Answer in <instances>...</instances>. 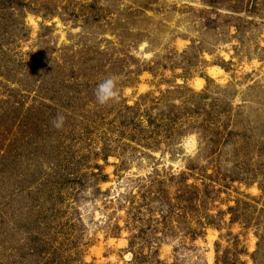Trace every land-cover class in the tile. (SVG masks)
Returning a JSON list of instances; mask_svg holds the SVG:
<instances>
[{
  "label": "rangeland",
  "instance_id": "374dc122",
  "mask_svg": "<svg viewBox=\"0 0 264 264\" xmlns=\"http://www.w3.org/2000/svg\"><path fill=\"white\" fill-rule=\"evenodd\" d=\"M0 264H264V0H0Z\"/></svg>",
  "mask_w": 264,
  "mask_h": 264
},
{
  "label": "clouds",
  "instance_id": "9594fccd",
  "mask_svg": "<svg viewBox=\"0 0 264 264\" xmlns=\"http://www.w3.org/2000/svg\"><path fill=\"white\" fill-rule=\"evenodd\" d=\"M96 102L100 105H106L112 102H118L120 98V90L118 80L115 77H108L98 84L95 90ZM65 117L58 114L53 121V126L61 128L63 126Z\"/></svg>",
  "mask_w": 264,
  "mask_h": 264
},
{
  "label": "trees",
  "instance_id": "16d2710c",
  "mask_svg": "<svg viewBox=\"0 0 264 264\" xmlns=\"http://www.w3.org/2000/svg\"><path fill=\"white\" fill-rule=\"evenodd\" d=\"M132 111L134 110V109H131ZM130 114V117L132 116V114L131 113H129Z\"/></svg>",
  "mask_w": 264,
  "mask_h": 264
}]
</instances>
